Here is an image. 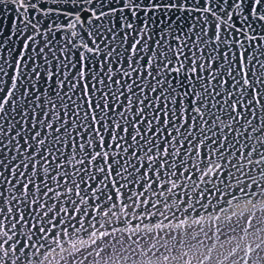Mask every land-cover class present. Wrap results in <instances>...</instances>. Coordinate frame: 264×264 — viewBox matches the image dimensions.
Segmentation results:
<instances>
[{"label": "snow or ice", "instance_id": "snow-or-ice-1", "mask_svg": "<svg viewBox=\"0 0 264 264\" xmlns=\"http://www.w3.org/2000/svg\"><path fill=\"white\" fill-rule=\"evenodd\" d=\"M0 264H264V0H0Z\"/></svg>", "mask_w": 264, "mask_h": 264}]
</instances>
